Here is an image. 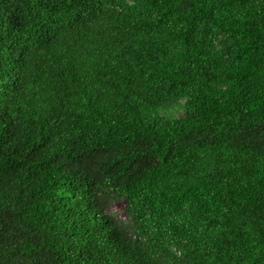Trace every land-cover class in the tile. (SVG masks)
<instances>
[{"label":"trees","instance_id":"trees-1","mask_svg":"<svg viewBox=\"0 0 264 264\" xmlns=\"http://www.w3.org/2000/svg\"><path fill=\"white\" fill-rule=\"evenodd\" d=\"M0 264H264V0H0Z\"/></svg>","mask_w":264,"mask_h":264},{"label":"rangeland","instance_id":"rangeland-1","mask_svg":"<svg viewBox=\"0 0 264 264\" xmlns=\"http://www.w3.org/2000/svg\"><path fill=\"white\" fill-rule=\"evenodd\" d=\"M112 210L121 212L122 211V202H117L112 205Z\"/></svg>","mask_w":264,"mask_h":264}]
</instances>
